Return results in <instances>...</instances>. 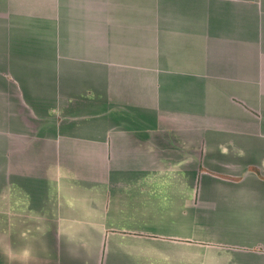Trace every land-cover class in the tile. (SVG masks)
<instances>
[{
	"label": "crops",
	"instance_id": "crops-1",
	"mask_svg": "<svg viewBox=\"0 0 264 264\" xmlns=\"http://www.w3.org/2000/svg\"><path fill=\"white\" fill-rule=\"evenodd\" d=\"M0 264H264V0H0Z\"/></svg>",
	"mask_w": 264,
	"mask_h": 264
}]
</instances>
